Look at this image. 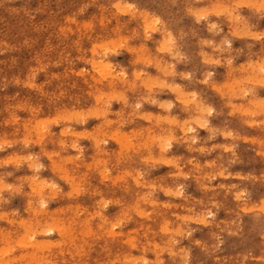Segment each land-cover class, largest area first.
Instances as JSON below:
<instances>
[{"label": "rangeland", "instance_id": "1", "mask_svg": "<svg viewBox=\"0 0 264 264\" xmlns=\"http://www.w3.org/2000/svg\"><path fill=\"white\" fill-rule=\"evenodd\" d=\"M11 7L30 15L0 13V247L264 264V0Z\"/></svg>", "mask_w": 264, "mask_h": 264}, {"label": "clouds", "instance_id": "2", "mask_svg": "<svg viewBox=\"0 0 264 264\" xmlns=\"http://www.w3.org/2000/svg\"><path fill=\"white\" fill-rule=\"evenodd\" d=\"M16 0H0V13L7 12L10 16L16 17L23 11L24 15H30L27 10L18 9L16 7H11L15 5ZM6 17L0 15V53L8 50L13 47L8 44L4 39L2 33L4 31V26H6ZM24 44H29V41L26 39ZM63 95V94H61ZM75 103L76 101H71ZM30 252H28L24 247L17 245H5L0 247V264H100L99 261L95 260H86L80 261L75 259V254L68 253L72 256L71 259L64 257V250H59L57 256L59 258L55 260H35L30 257Z\"/></svg>", "mask_w": 264, "mask_h": 264}, {"label": "bare ground", "instance_id": "3", "mask_svg": "<svg viewBox=\"0 0 264 264\" xmlns=\"http://www.w3.org/2000/svg\"><path fill=\"white\" fill-rule=\"evenodd\" d=\"M190 8V7H189ZM195 23V22H194ZM140 25V24H139ZM149 28V27H148ZM262 29V28H261ZM235 30V29H234ZM164 41V40H163ZM236 43V42H235ZM163 45V44H162ZM219 58V57H218ZM214 61V60H213ZM215 69V68H214ZM156 80V79H155ZM148 81V80H147ZM149 82V81H148ZM150 82L152 83V81L150 80ZM149 82V83H150ZM156 82V81H155ZM160 84H162L161 82H160ZM213 84V83H212ZM189 96V95H188ZM170 138H171V136H170ZM153 159V158H152ZM230 164V163H229ZM239 183V182H238ZM32 189V188H31ZM248 193V192H247ZM251 193V192H250ZM180 194V193H179ZM247 195V194H246ZM248 207V206H247ZM174 214V213H173ZM6 217V216H5ZM8 217V216H7ZM14 219V218H13ZM206 219V218H205ZM57 235V234H56ZM75 237V236H74ZM61 239V238H60Z\"/></svg>", "mask_w": 264, "mask_h": 264}, {"label": "snow or ice", "instance_id": "4", "mask_svg": "<svg viewBox=\"0 0 264 264\" xmlns=\"http://www.w3.org/2000/svg\"><path fill=\"white\" fill-rule=\"evenodd\" d=\"M209 111H211V109H209ZM170 146V145H169Z\"/></svg>", "mask_w": 264, "mask_h": 264}]
</instances>
